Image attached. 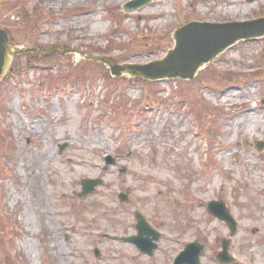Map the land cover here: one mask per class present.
Segmentation results:
<instances>
[{
    "label": "rangeland",
    "instance_id": "374dc122",
    "mask_svg": "<svg viewBox=\"0 0 264 264\" xmlns=\"http://www.w3.org/2000/svg\"><path fill=\"white\" fill-rule=\"evenodd\" d=\"M129 1L0 0L8 48L56 50L14 56L0 81V264H172L189 243L204 247L200 264H220L224 241L229 264H264V40L230 48L190 82L114 78L87 60L161 59L182 24L253 20L264 0H150L125 12ZM138 214L160 233L152 257L116 240L136 235Z\"/></svg>",
    "mask_w": 264,
    "mask_h": 264
},
{
    "label": "water",
    "instance_id": "95a60500",
    "mask_svg": "<svg viewBox=\"0 0 264 264\" xmlns=\"http://www.w3.org/2000/svg\"><path fill=\"white\" fill-rule=\"evenodd\" d=\"M255 0H248L253 2ZM150 3V0H132L123 6L125 12L142 8ZM172 39L174 45L162 59L154 60L146 64H113L104 58L87 57V60L104 65L112 77L121 76L139 77L147 82L180 79L192 81L197 73L219 55L241 42H251L264 39V17L225 23L189 22L177 28ZM34 54L38 57H49L52 53H43L34 49L12 50L8 48V33L0 28V81L3 78L14 56L21 54ZM264 104V100L262 101ZM65 147V146H64ZM64 147L61 148L60 154ZM262 144L257 143L256 149L260 151ZM109 164L111 160H109ZM102 185L101 180L81 181L82 193L80 196L92 194L95 188ZM121 202L127 200L126 195H119ZM207 211L224 222L231 234L235 232V222L221 202H210ZM136 235L128 238H120L122 242L131 243L143 254L151 257L156 249V243L160 234L151 229L149 224L140 214L137 215ZM228 243L223 242L221 252L217 260L222 264L231 262L228 256ZM95 256L98 251L95 250ZM204 247L198 243H190L178 254L173 264H200V258L204 255Z\"/></svg>",
    "mask_w": 264,
    "mask_h": 264
},
{
    "label": "trees",
    "instance_id": "16d2710c",
    "mask_svg": "<svg viewBox=\"0 0 264 264\" xmlns=\"http://www.w3.org/2000/svg\"><path fill=\"white\" fill-rule=\"evenodd\" d=\"M261 16H264V15H261ZM34 47V46H33ZM32 47V48H33ZM164 48L165 49H167L168 48V44L166 43V44H164ZM34 49H36V50H40V51H42V49H40V48H37V47H34ZM59 54V53H58ZM28 57H32V58H35V56L34 55H32V54H29L28 55ZM35 60H37V61H41L42 59H40V58H35ZM47 61V60H46ZM49 61V60H48ZM117 63V62H116ZM119 63H121V62H119ZM106 69V68H105ZM151 85V84H150Z\"/></svg>",
    "mask_w": 264,
    "mask_h": 264
},
{
    "label": "bare ground",
    "instance_id": "6f19581e",
    "mask_svg": "<svg viewBox=\"0 0 264 264\" xmlns=\"http://www.w3.org/2000/svg\"><path fill=\"white\" fill-rule=\"evenodd\" d=\"M95 166H96V165H94V164L92 165V167H95Z\"/></svg>",
    "mask_w": 264,
    "mask_h": 264
}]
</instances>
